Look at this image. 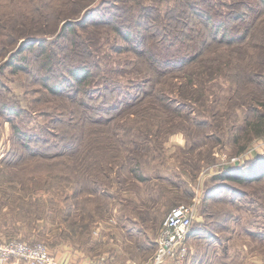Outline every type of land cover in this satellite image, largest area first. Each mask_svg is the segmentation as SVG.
Here are the masks:
<instances>
[{
  "label": "rangeland",
  "instance_id": "rangeland-1",
  "mask_svg": "<svg viewBox=\"0 0 264 264\" xmlns=\"http://www.w3.org/2000/svg\"><path fill=\"white\" fill-rule=\"evenodd\" d=\"M203 8L232 34L249 28L255 38L236 50L214 44L211 51L224 52L211 56L226 61L197 103L180 87L183 73L157 83L161 68L143 63V45L132 50L113 27L136 24L143 41L148 26L158 41L153 51L181 54L186 41L174 44L176 36L205 31ZM232 9L243 17H225ZM234 51L256 53L230 59ZM262 51L264 0H0V241L135 263L154 254L168 211L188 203L196 208L197 254L210 251L202 239H211L213 263L264 264V176L220 177L226 166L246 169L264 156V135L235 142H243L245 117L264 109ZM78 65L93 69L86 86L69 76ZM139 67L149 70L140 76ZM108 77L122 88L107 89ZM160 90L179 111L170 122L132 114Z\"/></svg>",
  "mask_w": 264,
  "mask_h": 264
},
{
  "label": "trees",
  "instance_id": "trees-1",
  "mask_svg": "<svg viewBox=\"0 0 264 264\" xmlns=\"http://www.w3.org/2000/svg\"><path fill=\"white\" fill-rule=\"evenodd\" d=\"M201 10V9H200ZM199 7H195L194 12H198ZM236 10L232 9L231 11L226 13L227 18H242L243 13L235 12ZM203 15H206V20L201 21L199 25L203 27L205 31H197L198 33H192L191 35H186L185 33L179 31L178 35L176 36L175 43L178 40L186 41L185 48H187V51L185 53L178 54L176 52H173L171 56H165L160 51H153V47L157 44V38H155V34L152 31H149V27H146L147 32L145 38L143 41L140 39V37H137L136 33L133 32L134 27H136V24L130 25V27H123L121 25H115L113 29L117 33L122 32V37L125 39L128 45L131 46L130 48L134 50L136 48L137 43H141L144 47V51H141L138 55L144 59L143 63L148 64V66L152 69L157 66L159 69L158 73L160 74L159 78L156 80L157 83H163V84H171L169 83V79L172 77H179L180 73H183L182 77H186V82L183 84H180L181 88H189L192 89V95L191 98L194 99L197 103L200 102V99L203 100L201 89L204 85L206 86L209 82L213 81V71L216 69V71H220L223 69L224 65V59H222V56L220 57V53L224 51H211L214 48V44L217 43V46H224L226 48H235L240 49L244 46H247L250 44V41L248 40L249 36L250 39L255 38V33L253 30H249V28L245 29V31L240 34H232L228 31V29H224V26L226 25L225 22H217L215 19V13L213 11H209L205 8L202 9ZM262 14V12H261ZM223 15V13H221ZM263 15V14H262ZM223 30V31H222ZM165 42L167 43V38H164ZM137 53V51H135ZM219 57L211 56L210 53H218ZM209 53L210 55H207ZM234 54L230 57V59L235 58L242 54H251L256 53V51H234ZM264 54V51H262ZM247 54V55H248ZM186 65H191L190 71L188 69H185L184 72H178V70H181ZM227 66V64H226ZM149 69H141L140 67L136 71V74H139L140 76L147 72ZM69 76L73 80L76 81L77 86H80L84 84L83 86H86V83H89L91 79L94 77L93 69L86 66H70L68 68ZM134 73V70H132ZM162 78H166L165 81H162ZM71 79V80H72ZM101 79V78H100ZM143 82H147L146 77H141ZM72 80V81H73ZM153 79L149 80L152 81ZM103 81V85L109 89L110 87L114 88H122L120 85H114L113 81L110 77L101 79ZM53 92L56 94L61 92L60 86H51L50 87ZM180 94H183V89H180ZM162 95H158V93H155V99L153 98L151 101L146 103L144 107H138L137 109L132 111L133 115H136L137 112H144L142 114H145L143 116V120H152L155 121H161L160 123H168L170 120L171 115L175 114L176 112L179 113L178 109H172L168 103H164V100L170 99L169 95H167L165 92H160ZM149 96L152 94L151 92L148 93ZM145 100L143 98H140L137 100V104L132 105V107H135L142 103V101ZM176 101V100H175ZM261 105L264 106V100H260ZM264 108V107H263ZM255 115L253 118L245 117V121L243 126H241L242 134L238 133L239 136H242L243 142H241L236 137L235 142L238 144H243L244 142H249L254 137L262 136L264 135V109H254ZM187 118H189V115L185 114ZM148 122V121H146ZM205 122V121H203ZM153 124V123H152ZM205 124V123H203ZM160 128L159 126L161 124H155ZM160 130V129H159ZM158 130V131H159ZM147 136V135H146ZM148 138V136L146 137ZM246 145L243 146L245 148ZM80 149V146L73 148V153H78ZM60 155H45V157L50 159H55V157ZM264 164V156H259L257 159L254 160L252 165L250 167H247L246 169H240V168H233L230 166H226L225 169L223 168V173H221L220 177L225 176L224 178H239L240 180H245L248 178H252L254 180L261 178L264 176V168L262 170V167H259V165ZM79 163L76 162V165H73V167H78ZM136 171V167L133 169ZM140 179H144L143 175H138ZM180 204V203H179ZM178 205V204H177ZM194 227V225H193ZM193 227L191 228L189 237L195 234ZM190 260V256H189Z\"/></svg>",
  "mask_w": 264,
  "mask_h": 264
},
{
  "label": "built area",
  "instance_id": "built-area-1",
  "mask_svg": "<svg viewBox=\"0 0 264 264\" xmlns=\"http://www.w3.org/2000/svg\"><path fill=\"white\" fill-rule=\"evenodd\" d=\"M233 163L240 157H231ZM196 218L194 204L180 203L173 206L165 216L156 240L154 254L147 260L133 264H188L190 256L189 234ZM20 260L24 264H62L48 246L42 242L20 239L0 241V264ZM90 264H107L96 259Z\"/></svg>",
  "mask_w": 264,
  "mask_h": 264
},
{
  "label": "crops",
  "instance_id": "crops-1",
  "mask_svg": "<svg viewBox=\"0 0 264 264\" xmlns=\"http://www.w3.org/2000/svg\"><path fill=\"white\" fill-rule=\"evenodd\" d=\"M205 228H207V227H205ZM193 230H194L195 234L192 235L191 237H189V242L191 243L190 257H191V259H193V263L192 264H218V263L211 262V260H212L211 259L212 258L211 246H214V245H211V244L207 243L211 239H202V243H204V244L206 243V245L210 248V251L206 250V251L200 252L198 254L196 253V250L194 249V244L196 243L195 242L196 241L195 237L198 238V235H197V230L198 229L193 227ZM201 231H203V230L200 229V232ZM99 257H101L99 259L105 260L107 264H114L113 261H111L112 263L109 262L107 260L108 257L104 256L103 254L100 255ZM57 258L62 264H90L92 260L93 261L96 260V258L95 259H89V257L84 256V255H82L81 253H78V252L75 253L73 251H65V252H63L61 254H58ZM208 261H209V263H208ZM132 262L133 261H130L129 263L133 264ZM9 264H24V263H22V261H20V260H12L11 262H9Z\"/></svg>",
  "mask_w": 264,
  "mask_h": 264
}]
</instances>
